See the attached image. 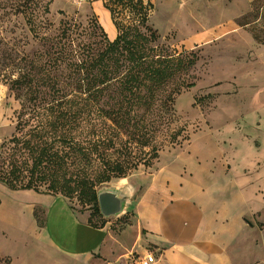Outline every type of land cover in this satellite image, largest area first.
Returning <instances> with one entry per match:
<instances>
[{
    "label": "trees",
    "instance_id": "1",
    "mask_svg": "<svg viewBox=\"0 0 264 264\" xmlns=\"http://www.w3.org/2000/svg\"><path fill=\"white\" fill-rule=\"evenodd\" d=\"M102 1L113 39L100 23L88 31L66 20L57 34L40 37V50L11 61L9 89L21 100L18 135L8 139L0 165L7 188L75 195L101 218L97 187L148 163V128L171 124L174 97L193 85L188 72L198 61L195 51L157 43L150 0ZM38 7L37 0H19L14 10L31 32ZM119 128L132 130L124 142ZM139 141L141 148L132 146ZM90 218L93 227L105 224Z\"/></svg>",
    "mask_w": 264,
    "mask_h": 264
},
{
    "label": "rangeland",
    "instance_id": "2",
    "mask_svg": "<svg viewBox=\"0 0 264 264\" xmlns=\"http://www.w3.org/2000/svg\"><path fill=\"white\" fill-rule=\"evenodd\" d=\"M150 1L152 11L148 24L158 34L157 43L177 51H195L198 61L188 72V80L193 85L174 97L171 124L167 128H148V145L143 146L149 151L147 157L151 156L148 163L139 164L126 176L113 178L97 187L98 191L104 187L128 185L131 200L125 211L101 218L88 205L80 203L77 196L67 198L73 208L86 213L88 219L91 216V222L111 223L115 229L130 223L134 203L152 177L163 167L170 168L175 157L179 163L190 164L191 154L194 155L196 149L204 152L214 146L211 132L234 126L241 128V118L264 106V0ZM18 2L0 0V165L10 146L8 139L13 134L18 135L15 128L21 100L9 89V77L16 75L11 61L40 50V37L57 34L60 23L66 20L88 31L100 23L108 38L115 37L109 11L102 0H37L35 32L29 30L22 14L15 13ZM119 130L123 142L132 131ZM140 143L134 142L132 146L141 148ZM152 147L157 149L155 153L150 151ZM181 172H187L186 168ZM1 186L7 188L0 182ZM40 190L46 192L44 186H40ZM0 195L3 197L1 189ZM20 198L26 199L25 196ZM7 205L0 214V254L5 255L0 256V264H24L25 261H28L25 264H61L54 262L53 253L44 256L37 248H33L32 256L27 252L30 239L22 234L25 228L14 225L17 221L10 216L11 209ZM44 211L41 206L34 207L37 224L44 222ZM260 225L264 227V223ZM49 226L57 232L58 225L52 222ZM130 243L131 240H126L124 249H128ZM127 255L128 264L141 259V254L135 251ZM68 264L76 263L69 261Z\"/></svg>",
    "mask_w": 264,
    "mask_h": 264
},
{
    "label": "crops",
    "instance_id": "3",
    "mask_svg": "<svg viewBox=\"0 0 264 264\" xmlns=\"http://www.w3.org/2000/svg\"><path fill=\"white\" fill-rule=\"evenodd\" d=\"M240 123L211 132L214 146L195 148L190 164L175 157L155 174L123 228L93 227L65 197L32 189L1 186L0 214L8 204L31 256L37 248L61 264H128L132 251L150 264H264V106ZM36 206L45 209L41 225ZM52 222L57 232L48 228Z\"/></svg>",
    "mask_w": 264,
    "mask_h": 264
},
{
    "label": "water",
    "instance_id": "4",
    "mask_svg": "<svg viewBox=\"0 0 264 264\" xmlns=\"http://www.w3.org/2000/svg\"><path fill=\"white\" fill-rule=\"evenodd\" d=\"M131 200L128 185L104 187L97 191V201L103 217L117 216L125 211Z\"/></svg>",
    "mask_w": 264,
    "mask_h": 264
},
{
    "label": "built area",
    "instance_id": "5",
    "mask_svg": "<svg viewBox=\"0 0 264 264\" xmlns=\"http://www.w3.org/2000/svg\"><path fill=\"white\" fill-rule=\"evenodd\" d=\"M135 264H150V261L147 258L138 259Z\"/></svg>",
    "mask_w": 264,
    "mask_h": 264
}]
</instances>
